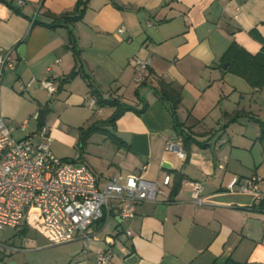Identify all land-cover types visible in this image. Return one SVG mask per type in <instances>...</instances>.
Masks as SVG:
<instances>
[{
    "label": "crops",
    "instance_id": "crops-1",
    "mask_svg": "<svg viewBox=\"0 0 264 264\" xmlns=\"http://www.w3.org/2000/svg\"><path fill=\"white\" fill-rule=\"evenodd\" d=\"M77 1L0 0V51L12 49L14 59L0 84V117L16 129V139L31 135L37 143L41 125L31 116L48 107L42 125L51 148L63 142L67 131L80 143L81 132L112 115L113 107L90 105L95 100L90 83L104 98L137 109L145 102L142 113L127 110L114 127L105 128L124 146L100 131L87 137L85 143L101 144L111 153L105 165L81 154L71 161L87 165L100 187L112 177L126 183L137 176L156 182L162 193L156 202L138 203L129 220H121L115 208L93 223L88 250L80 238L51 245L40 227L36 234L45 241L37 235L24 238L20 248L11 238L2 241L0 234V251L30 249L21 251L26 252L23 260L7 262L92 264L96 254L109 250L114 264H128L130 257H135L131 264H218L222 255L224 264H264V205H259L264 200V145L259 140L264 88L225 72L223 65L229 63L222 60L233 42L251 54L260 51L264 0H89L78 22L48 27L51 15L71 12ZM136 58L148 63L141 82ZM75 67V77L62 83ZM46 80L56 84L55 92L41 88ZM161 81L180 92L176 117L155 93ZM56 116L60 130L52 126ZM25 120L28 128L21 131ZM182 130L204 145L191 140L184 158L166 150L167 142L183 138ZM234 178L238 184L231 191L227 186ZM252 178L258 180L261 198L240 191ZM193 182L202 186V205L194 203ZM13 229L25 237L31 232L26 222Z\"/></svg>",
    "mask_w": 264,
    "mask_h": 264
},
{
    "label": "built area",
    "instance_id": "built-area-1",
    "mask_svg": "<svg viewBox=\"0 0 264 264\" xmlns=\"http://www.w3.org/2000/svg\"><path fill=\"white\" fill-rule=\"evenodd\" d=\"M118 32H124V28ZM147 66L145 60L136 58L137 82L143 80ZM13 67L12 49L0 51V84L4 71ZM40 85L49 93L57 89L50 80ZM94 104L92 99L90 105ZM31 118L38 120L39 111ZM28 124L25 120L19 129L25 131ZM15 131L7 118L0 117V234L5 227H20L26 222L30 209L35 208L39 213L40 233L49 244L58 245L80 238L84 241V250H88L93 223L108 218L115 208L119 210L121 220H129L138 203L156 202L162 193L156 182L137 176L126 183L112 177L100 187L87 165L58 158L52 153L45 126L41 125L35 134L40 139L37 143L31 135L16 139ZM166 150L180 158L185 157L180 138L167 142ZM237 184L238 179L234 178L227 187L232 191ZM191 187L194 203L202 205L201 184L193 182ZM240 191L261 198L255 178L240 186ZM126 233L131 235L129 230ZM92 264H114L112 252L105 250L96 254Z\"/></svg>",
    "mask_w": 264,
    "mask_h": 264
},
{
    "label": "trees",
    "instance_id": "trees-1",
    "mask_svg": "<svg viewBox=\"0 0 264 264\" xmlns=\"http://www.w3.org/2000/svg\"><path fill=\"white\" fill-rule=\"evenodd\" d=\"M5 1V0H4ZM89 0H78L74 6V9L71 12L64 13L62 15H51L53 18V22L48 25L49 28H55L57 26H67L74 24L75 22H78L82 19L85 9L87 8ZM72 36V35H71ZM73 38V36H72ZM75 61L78 64L80 62V55L77 50L74 51ZM223 63L228 62L229 66L226 69L225 72H232L243 79H245L249 85H251L253 88L262 89L264 88V45H262L259 52L256 54H251L247 52L243 47L239 46L237 43L233 42L230 44L228 49L223 55ZM220 67L221 65L218 64ZM77 74L76 67L73 68L69 74L66 75V77L62 80V83H67L70 81L75 75ZM90 86L93 88L92 93L95 97V102L103 107V106H110L114 108V111L112 115L100 122L94 123L91 127H89L86 132H81L80 136V143L81 146L85 145L86 139L89 135H91L95 131L103 132L107 135V138L115 143L118 146H124V143L116 134H114L112 131L106 130V126L114 127L116 120L127 110H133L136 113L140 114L142 113L146 107L147 104L143 102V106L140 109H137L135 107H131L129 105H126L124 103H121L117 99H108L104 98L98 89L94 88L93 85L90 83ZM155 93L159 97L160 100L167 103V105L170 107L171 112L174 117H176V110L181 102V95L180 92L173 88L170 84L164 83L163 81L160 82L159 88L155 90ZM48 111V107H45L43 109H40L39 111V124L42 125L44 122V116ZM176 126L179 128L181 127V124L177 123ZM102 127V128H100ZM181 135L183 136V148L186 150V147H188L192 140L197 145L204 146L202 143L196 141L193 139L192 136H190L187 132L184 130L181 131ZM259 140L264 145V123H261L260 125V135ZM81 154V153H80ZM179 181L175 183L172 195H174L178 188H179ZM259 205H264V200H260Z\"/></svg>",
    "mask_w": 264,
    "mask_h": 264
},
{
    "label": "rangeland",
    "instance_id": "rangeland-1",
    "mask_svg": "<svg viewBox=\"0 0 264 264\" xmlns=\"http://www.w3.org/2000/svg\"><path fill=\"white\" fill-rule=\"evenodd\" d=\"M232 73V72H229ZM233 76L232 74H229V77ZM49 114L48 111L45 114V116ZM52 126H54L57 130H60L59 128V122H58V117H54V120L52 122ZM56 135L59 137L60 134L56 132ZM15 137H19L18 134L15 135ZM74 137V132H64V136L61 137L63 139V142H60L59 138H55L58 140L60 143H52L51 150L53 154L61 159L65 160H73L78 156L80 153L84 160H90V162L94 161L95 165L102 166L105 165L106 162L111 158V153H107V151L102 148L101 144H96V143H86L81 146V143H78V141L73 139ZM106 143H111V142H106ZM82 159V158H81ZM86 160V161H87ZM92 164V163H91ZM26 225L28 229H30V234L25 237L22 233L15 232V229L11 227H5L1 230V240L5 241L6 239L11 238L9 241L15 242V246H18L20 248L21 240L24 238L30 239L32 237H35L37 235V231L35 230L36 228L38 229L40 227V221H39V213L35 208H31L29 211L28 218L26 220ZM39 235V234H38ZM39 239L42 241H45L42 237L38 236ZM8 241V242H9ZM11 244V243H10ZM29 247V246H27ZM15 248V247H12ZM18 249V248H17ZM19 252H9L7 250H1L0 251V257L3 258V264H9L7 261L10 260L12 257L22 259L24 253L27 251H30V249H19ZM21 251H26L21 254ZM23 260V259H22Z\"/></svg>",
    "mask_w": 264,
    "mask_h": 264
},
{
    "label": "water",
    "instance_id": "water-1",
    "mask_svg": "<svg viewBox=\"0 0 264 264\" xmlns=\"http://www.w3.org/2000/svg\"><path fill=\"white\" fill-rule=\"evenodd\" d=\"M18 52H19V54H20L21 56H23V54H24V45H20V46L18 47ZM227 66H228V64H224V65H223V69L226 70V69H227ZM163 167H165V168H169V167H170V164H168V163H164V164H163ZM26 209H27V208H25V211H26ZM132 260H135V257H130V258L127 260L126 263L131 264V263H132ZM225 261H226V255H222V256L218 259V262H217V263H218V264H224Z\"/></svg>",
    "mask_w": 264,
    "mask_h": 264
}]
</instances>
